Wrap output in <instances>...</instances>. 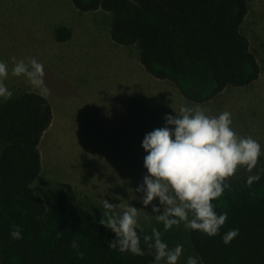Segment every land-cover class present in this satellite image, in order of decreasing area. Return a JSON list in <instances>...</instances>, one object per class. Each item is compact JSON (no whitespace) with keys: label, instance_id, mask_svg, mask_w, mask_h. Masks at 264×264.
<instances>
[{"label":"trees","instance_id":"16d2710c","mask_svg":"<svg viewBox=\"0 0 264 264\" xmlns=\"http://www.w3.org/2000/svg\"><path fill=\"white\" fill-rule=\"evenodd\" d=\"M82 13L112 15L111 40L138 48V60L153 78L171 83L185 99L204 103L228 87H245L260 66L241 25L248 0H71ZM59 32V38L63 40ZM52 119L48 101L26 92L0 108V264H153L144 255L110 247L115 233L99 223L103 207L75 203L46 206L33 183L41 172L39 142ZM250 187L231 179L214 203L227 211L220 234L189 229L192 248L203 264H264V172ZM13 225L22 239L10 237ZM239 235L230 244L221 236ZM76 240L79 247L71 244Z\"/></svg>","mask_w":264,"mask_h":264},{"label":"rangeland","instance_id":"374dc122","mask_svg":"<svg viewBox=\"0 0 264 264\" xmlns=\"http://www.w3.org/2000/svg\"><path fill=\"white\" fill-rule=\"evenodd\" d=\"M69 6L72 8L71 0H0V59L8 64L9 76L5 82L13 92L11 99L0 102V108L22 95L30 86L25 77L11 75L12 57H35L45 66V82L49 89L65 95L69 90L65 83L67 78L59 72L72 63L74 58L70 57L71 54L80 55L81 52L82 55L77 57L79 64L86 68L95 64L96 74L103 76L97 88L112 81H123L124 115L130 116L129 126L117 131L108 141L102 130L93 129L91 125L87 130H84L87 127L72 130L67 138H56L48 148L49 155L41 162V172L33 188L48 207L69 202L92 209L103 207L102 199H108L110 203L120 202L114 209L119 212L128 203L132 204L138 208L140 229L144 235H151L155 227L169 247L177 243L184 245L180 264H185L187 256L197 255L190 242L189 229L181 223L165 230L155 215L149 213L151 205L144 206L139 199L132 198L142 195L136 193L135 188L146 173L143 167L146 153L141 142L146 132L163 126L166 113L175 115L173 108L179 111L183 105H200L210 115L230 111L237 134L250 135L264 147V0H248V13L241 25V32L248 38L260 66L259 77L245 87H228L210 101L200 104L180 97L167 81L155 79L147 73L143 78L144 73L138 71L128 58L138 56L136 45L122 46L130 49L131 55L114 51L109 46L112 22L109 12L81 13L72 8L71 13ZM72 19H76L82 31L74 44L71 42L70 46L59 49L51 41L52 32L62 22L71 24V28ZM48 48L44 61L41 56H35L34 51ZM96 58L103 59V62H97ZM91 71L89 74L94 75L95 70ZM100 95L104 98L99 96V100L107 98L108 102L113 98L118 102V95ZM134 110L139 112V121H134ZM260 158L264 160V155ZM257 168L264 169V162H258ZM257 168L249 172L245 167H239L227 181H246ZM150 249L154 255L155 250Z\"/></svg>","mask_w":264,"mask_h":264},{"label":"clouds","instance_id":"9594fccd","mask_svg":"<svg viewBox=\"0 0 264 264\" xmlns=\"http://www.w3.org/2000/svg\"><path fill=\"white\" fill-rule=\"evenodd\" d=\"M11 59L14 62L11 75L25 77L31 88L46 98L50 89L45 82L43 63L35 57ZM8 76V64L0 59V102L13 96L5 82ZM173 110L175 115L165 114L163 126L143 136L141 146L146 153L143 158L146 173L135 188V192L142 195L132 198L139 199L144 206L151 205L149 213L155 215L165 230L183 223L185 229L216 236L220 234L228 212L218 213L214 202L230 188L227 179L239 167H245L249 172L257 168L264 147L250 135L237 134L230 111L210 115L200 105H183L179 111ZM261 172L264 169L257 168L256 173L246 178V185L250 187L259 181ZM102 200L105 211L99 223L116 237L109 246L143 256L138 208L128 203L117 212L114 209L120 202ZM238 235L239 229L231 228L221 239L227 245ZM10 237L15 240L23 238L19 225L12 226ZM143 240L155 250L153 264H180L184 250L182 243L169 247L155 227L151 235L143 236ZM71 246L76 249L79 244L73 240ZM185 264H203V261L198 255H189Z\"/></svg>","mask_w":264,"mask_h":264},{"label":"crops","instance_id":"0c3cea01","mask_svg":"<svg viewBox=\"0 0 264 264\" xmlns=\"http://www.w3.org/2000/svg\"><path fill=\"white\" fill-rule=\"evenodd\" d=\"M72 8L75 9L73 7V4ZM72 8L71 6H69L71 13H73ZM72 20L73 25L71 28V24H63L62 22V25L57 28L56 31L55 28L52 32L51 41L59 49L70 46L72 43L74 44L76 42L77 35L79 37V33H81L82 31L79 26V23L76 22V19ZM62 30H66L65 34L60 33V36H63V40L59 38V32H62ZM108 43L109 46L111 45V48H113L114 51L131 55L130 49L125 48L127 50L126 53L124 47H122L121 45L114 43L112 40H109ZM91 48H93V45L91 46ZM34 53L35 56L36 54L38 56H41L44 61V58H46V55L49 53V48L46 50L42 49L34 51ZM74 55L75 54L70 55V57L74 58L72 63L70 65L68 64V66L63 67L62 72H59L60 75H66L67 80H65V83L67 82L66 84L67 86H69V90L66 91L67 94L60 95L61 93L50 89V94L45 98L51 107L52 119L49 127L44 131L39 142L41 162L43 159H45V156L49 155V147L52 145L53 140H55L56 138L60 140L67 138V136L70 135V132L72 130H77V128L83 130L84 127L91 125L93 129L97 127V129L102 130L103 135L106 136L105 140L108 141L113 137V135H115L117 131H120L121 129L123 130L125 126H129L130 116L129 114L124 115V103L122 95L125 93V87L123 85V81H112L107 85H102L97 88V85H101L99 83V80L103 76H98L96 74V65L91 64L88 68H86L85 66L82 67L79 64L80 62L77 60V57L82 55L81 52L80 55ZM128 58L133 62V66L137 67L138 71L141 70V72L144 73V75H142L144 78L147 72L140 64L138 56L133 55L132 57L128 56ZM96 59L97 62H103V59ZM102 68L104 69V64ZM87 69L89 70L87 71ZM91 70H95L94 75L89 74L92 72ZM176 91L178 90L176 89ZM26 92H33L37 94V92L34 91L31 86L27 87L24 93ZM110 93L111 96L118 95V102H116L113 98H111L108 102L107 98L102 100L98 99L99 96L101 98H104L100 94L110 95ZM133 116L134 121H139V112H136L134 110ZM135 125L139 126V124H134L133 126ZM89 127L85 128L84 130H87ZM64 142H67V140H65ZM259 160L261 162H264L263 158H260Z\"/></svg>","mask_w":264,"mask_h":264}]
</instances>
